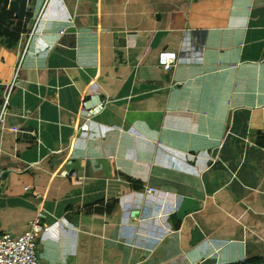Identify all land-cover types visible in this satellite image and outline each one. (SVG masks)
<instances>
[{"label": "crops", "instance_id": "0c3cea01", "mask_svg": "<svg viewBox=\"0 0 264 264\" xmlns=\"http://www.w3.org/2000/svg\"><path fill=\"white\" fill-rule=\"evenodd\" d=\"M37 218L43 264L264 260V0H48L0 122V232Z\"/></svg>", "mask_w": 264, "mask_h": 264}, {"label": "built area", "instance_id": "2783aa9c", "mask_svg": "<svg viewBox=\"0 0 264 264\" xmlns=\"http://www.w3.org/2000/svg\"><path fill=\"white\" fill-rule=\"evenodd\" d=\"M47 2L48 0H45L41 10L34 18L33 26L24 36L26 37L24 48L17 63L18 67L15 70L13 82L4 95V103L0 115V122L11 96L14 83L18 78L19 66L23 57L28 52V46L30 45L35 34H37V28L40 24V21L42 20ZM20 42L21 41H19V43ZM158 64L165 71L171 70L177 64V54L174 52H160L158 55ZM41 231L42 225L40 224V219L37 218L33 222L29 223L27 230L19 236L15 237L12 234L0 232V264H43L40 261L38 255V246L36 241V236Z\"/></svg>", "mask_w": 264, "mask_h": 264}, {"label": "trees", "instance_id": "16d2710c", "mask_svg": "<svg viewBox=\"0 0 264 264\" xmlns=\"http://www.w3.org/2000/svg\"><path fill=\"white\" fill-rule=\"evenodd\" d=\"M12 0H0V39L1 44L8 49L18 46L19 35L22 22L14 18V15L8 10L9 3ZM29 17V15H27ZM31 17V16H30ZM264 260L258 259L243 264H263Z\"/></svg>", "mask_w": 264, "mask_h": 264}, {"label": "water", "instance_id": "95a60500", "mask_svg": "<svg viewBox=\"0 0 264 264\" xmlns=\"http://www.w3.org/2000/svg\"><path fill=\"white\" fill-rule=\"evenodd\" d=\"M34 9L28 5V0H12L9 3L8 10L14 15V18L19 21H25L29 10ZM216 153V150L213 152Z\"/></svg>", "mask_w": 264, "mask_h": 264}, {"label": "rangeland", "instance_id": "374dc122", "mask_svg": "<svg viewBox=\"0 0 264 264\" xmlns=\"http://www.w3.org/2000/svg\"><path fill=\"white\" fill-rule=\"evenodd\" d=\"M8 7H9V6H8ZM18 21H19V20H18ZM21 22H22V21H21ZM25 32H27V31H24L23 28H21V32H20V35H19V38H20L19 41L21 40V34H22V33H25ZM32 221H33V220H32ZM26 230H27V229H25V231H26ZM23 233H24V232H22V234H23ZM39 234H40V233H39ZM39 234H37V236H36L37 246H38V235H39ZM12 235L16 237V236H19V235H21V234H12Z\"/></svg>", "mask_w": 264, "mask_h": 264}]
</instances>
